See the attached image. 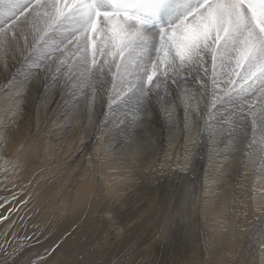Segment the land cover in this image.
I'll list each match as a JSON object with an SVG mask.
<instances>
[{"label": "snow or ice", "instance_id": "6c2138e0", "mask_svg": "<svg viewBox=\"0 0 264 264\" xmlns=\"http://www.w3.org/2000/svg\"><path fill=\"white\" fill-rule=\"evenodd\" d=\"M0 77V161L13 187L20 165L7 158L8 134L32 90L53 143L83 102L79 143L97 142L95 163L155 151L149 184L168 180L187 191L210 164L215 182L234 185L232 211L247 209L238 192L251 162L246 199L255 223L248 253L234 264H264V0H0ZM207 141L223 147L206 157ZM3 191L0 264H70L66 246L77 229L53 231L31 211L21 214L27 200Z\"/></svg>", "mask_w": 264, "mask_h": 264}, {"label": "bare ground", "instance_id": "6f19581e", "mask_svg": "<svg viewBox=\"0 0 264 264\" xmlns=\"http://www.w3.org/2000/svg\"><path fill=\"white\" fill-rule=\"evenodd\" d=\"M3 86L4 79L0 77V87ZM36 95L33 89L24 101L28 111L17 123L10 125L7 158L20 167L11 177L15 180L16 186L13 187L4 180L3 161H0V196L10 195L3 191L7 185L11 193H17L19 199L28 201L26 207L21 206V214L31 211L36 219L53 231L75 227L77 230L66 246L70 264H87L86 260L80 262L78 259L80 246L77 241L80 240L81 227L87 225L88 220L108 232L105 237H111L106 239V245L110 247L125 243L137 230L155 231L166 227V232L171 230L177 236H174L176 248L172 264H234L241 253H248L251 241L246 239V235L255 223L251 201L246 199L256 179L250 171L251 162L244 169L248 172L247 178L242 180L244 188L238 192L248 207L237 205L232 211L234 185L231 179L226 183L215 182L217 172L210 164L206 173L190 177L188 190L181 191L168 180L146 182L148 165L155 159V151L148 153L147 159L135 160L131 154L124 160L114 159V154L110 153L107 163H95L99 155L97 142L85 138L87 147L79 143L83 102L77 107V119L68 128L64 139L51 142L43 122L47 117H37L33 111ZM3 99L0 97V104ZM47 115L51 116V113ZM3 123L4 117L0 112V124ZM159 124L157 121L154 128L163 139L166 133L161 132ZM164 147L167 148L166 141ZM222 147L219 141L215 145L207 141L203 154L207 157L214 148ZM4 152V147L0 146V155ZM234 155L233 167L240 159L239 151L236 150ZM89 156L93 158L91 161ZM149 197L153 198L154 204H148ZM178 206V210H173ZM245 210L247 218L241 215ZM117 224L120 226H115ZM112 226L120 230L114 231ZM115 250L109 249V253L114 255L96 264H145L150 260L146 259L153 256L146 247L144 252L147 254L136 257L138 262L121 263L115 257Z\"/></svg>", "mask_w": 264, "mask_h": 264}, {"label": "rangeland", "instance_id": "374dc122", "mask_svg": "<svg viewBox=\"0 0 264 264\" xmlns=\"http://www.w3.org/2000/svg\"><path fill=\"white\" fill-rule=\"evenodd\" d=\"M148 201H149L148 204H152V203L154 204L153 198L149 197ZM178 208L179 206L177 207V209L176 207H173V210L176 211L178 210ZM86 224L87 225L81 227L80 229V236L78 238L80 240L77 239L78 240L77 244H79L80 254L84 256V260L87 261V264H96L97 262L104 261L106 258L108 259L111 255H114L112 253H109L110 252L109 249L111 250L116 249L113 252H116L115 257H117L118 258L117 260H119L121 263H126L127 261L128 262L134 261L135 263V262H138L137 258H139L140 255L145 256V254H147V252H144L146 247L149 248L150 252L152 251V254H153L152 257L149 256V258L146 259L147 261L150 259L148 261L150 264H162V263L172 264L174 262V256H175L174 254H175V248H176L174 236L176 235L173 234L171 230L169 231L171 233L167 232L168 234L167 237L169 236L168 238H163L162 236H160L161 229H157L155 231H150V230L142 231V229L137 230L136 232L132 234V236H130V239H128L125 243H122L119 246L115 245L113 247H110L108 244L106 245V239L110 238L111 236L105 237V235L108 232L103 230V227H100L98 224H96V222H90L89 220L86 222ZM168 225H172V223L171 224L169 223ZM115 226L118 227L120 226V224H117ZM113 229L114 231H117V232L118 230H120L119 228H116V227H113ZM173 239L174 241H172ZM157 243L158 244L162 243V244L158 245ZM152 249H154V251ZM155 250H157L156 251L157 253L155 252ZM170 250L172 253L170 252ZM163 251H165L166 253H164ZM166 256H167V259H166ZM159 257H161L162 260ZM149 263H145V264H149Z\"/></svg>", "mask_w": 264, "mask_h": 264}]
</instances>
